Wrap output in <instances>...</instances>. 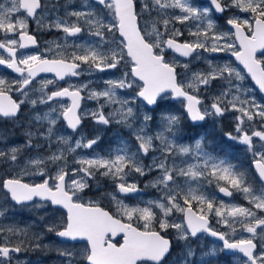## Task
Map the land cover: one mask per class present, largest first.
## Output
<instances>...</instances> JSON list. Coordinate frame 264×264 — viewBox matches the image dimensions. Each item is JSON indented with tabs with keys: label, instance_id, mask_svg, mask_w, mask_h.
I'll return each instance as SVG.
<instances>
[{
	"label": "rangeland",
	"instance_id": "1",
	"mask_svg": "<svg viewBox=\"0 0 264 264\" xmlns=\"http://www.w3.org/2000/svg\"><path fill=\"white\" fill-rule=\"evenodd\" d=\"M15 1L18 0H13ZM75 1L80 3V7L85 6V0H74L70 4L75 5ZM134 1L140 4L142 15H151L149 33L163 52L167 51L163 37L177 40L181 38L198 49L190 60H183L175 54H168L167 60L177 69L182 87L196 91L200 97L209 99L220 107L221 113L217 114L212 104L204 106L210 117L207 128L222 127V118L228 111L235 115L227 119L237 125L244 124L245 120H259V124L249 126L250 133L235 138L231 136L229 139L249 147L250 149L240 150L248 152L245 155L263 159L264 101L260 99L261 96H256V90L245 72L228 56L239 51L234 32L214 15L209 5L198 0ZM220 1L227 10L226 20L240 23L250 34L255 20L264 19V0ZM107 23L110 29L115 25L111 20ZM107 52L112 56L105 54V62H113L117 71L105 76L102 80L103 88L92 91L91 94L96 98L103 97L104 105L108 104L113 108L111 117H117L119 122H123L130 118L133 111L138 114L139 108H143L133 90L139 86L131 75L132 63L126 56L122 41L111 40ZM87 54L88 57L93 56L89 49ZM260 59L264 62V56ZM28 60H34V56ZM41 97L44 98L45 94L39 93L28 102L32 104ZM181 109L180 103L171 106L165 104L164 111L160 114L161 121L155 135L164 141L167 133L161 152L180 158H167L166 167L163 163L153 169L160 173L151 181V188L158 192V195L152 197L130 201L114 190L119 186L131 187V162L137 156L141 158L139 149L134 153L129 152L128 143L124 141L122 147H115L107 153L99 152L96 143L94 145V141L84 132L74 135L60 128V119L55 115L51 116L49 108L43 111L46 121L42 117L29 115L26 124L34 123L37 130L28 127L26 135L24 134L27 137L25 142L11 146L8 154L0 150V169L5 168L8 173L6 178L25 181L31 185L44 182L46 178L56 182L64 173L69 172L68 190L84 191L89 188L88 179H92L94 185H98L100 180L105 184L94 188L93 192L103 190L102 198L91 197L84 201L86 205L103 207L120 220L130 221L137 217L147 225L155 224L163 229L172 227L182 231L181 236L185 237L184 223L179 215L187 204H195L200 215L213 219L233 240H258L261 250L257 256L264 259V192L249 185L241 164L235 166L231 159H211L200 149L199 142L196 143L199 147L192 149V155L187 156L191 148L186 143H179L174 134L184 122ZM245 125L249 124L245 123L243 126ZM144 136L140 138V132H136L137 139L146 149H154V137L149 134ZM6 139L8 136L5 130L0 129V141ZM231 152L234 154L237 150ZM242 156L244 154H241L240 160ZM142 168L140 164L136 173H140ZM2 175L0 172V177ZM222 190L231 192L232 196L229 198L222 195ZM0 191H3L2 187ZM89 192L92 190L89 189ZM7 201L8 204L4 206L7 214L0 216V237L10 236L8 239L19 249L17 255L11 256L14 264H78L81 258L86 259L88 254L86 255L85 247L73 248L56 238L57 233L66 225L61 213L50 212L51 209L43 203L19 209L9 199ZM23 215L35 217L24 219ZM199 243L205 244L204 241ZM25 244L29 246V253L35 259L22 256V253L28 252L21 249ZM32 245L34 249L31 248ZM209 246L210 251L207 249L204 252L202 262L215 259L211 264H221V250L212 244ZM193 256L194 252L191 253V259ZM0 264L4 262L0 260ZM228 264L247 262L233 257Z\"/></svg>",
	"mask_w": 264,
	"mask_h": 264
},
{
	"label": "flooded vegetation",
	"instance_id": "2",
	"mask_svg": "<svg viewBox=\"0 0 264 264\" xmlns=\"http://www.w3.org/2000/svg\"><path fill=\"white\" fill-rule=\"evenodd\" d=\"M73 1L74 0H38V3H35L34 1L23 3L22 0L15 2H13V0L11 2L0 0V94L6 96L5 100L7 104L10 103V108L12 106L11 100H13L20 108L17 117H5L3 114L10 113L11 110L8 111L7 109L0 107V129L5 130L6 135L8 136V139L0 141V150H4L8 154V150L11 146H16L18 143L25 142V139H27L25 136L27 128L36 129L34 123H31L30 125L26 124V121L29 120V115L42 117V119L46 121L47 119L45 118L43 111L46 108H49L51 110V116L55 115L60 119V122H58L60 128L69 134L74 135H79L84 132L91 141H94V145L96 143L99 152L107 153L108 150H112L115 147H122L124 141H127L128 143L127 148L129 152L134 153L139 149L141 152V158L137 156L135 157L134 162H131V187L128 189L133 192L123 194L120 190L121 186L117 188L115 187L114 190L116 189L122 197L130 201L152 197L158 195V192L156 189L151 188V181L160 173L159 170L153 171V169H156V167L163 163H165L164 165L166 167L168 165L167 158H173L174 160L180 158L162 154L161 152L162 145L166 143L167 140V133L163 138L164 141H161V139H158L155 135L156 130L159 127L158 124L161 121L160 114L162 110L164 111L165 104H170L171 106L180 103L182 113L184 114L182 117L184 122L180 126L179 131L174 134H176L175 136H177L179 143H186V145L191 148L187 156L192 155V149L194 150L195 147H199L196 144L199 142L200 149H202L204 154H207L208 157L210 156L211 159H231L235 166L241 164L249 181V185L255 190L264 192V182L257 176L254 167L256 161L261 162L264 167V158L256 159L245 155L248 152L240 150L243 148H250L247 146H241L237 144L236 141L229 139L231 136L235 138L250 133L249 126L259 124V120H255L254 122H248L245 120L244 124L248 123L249 125H237L235 122L227 119L232 118L231 116L235 115L233 112L228 111L227 115L222 118L223 128L221 126L207 128L210 117L208 113H206L204 106L212 104L217 114L221 113L220 107L215 106V104L211 103L209 99L205 100L204 97H200L196 91L185 89L184 87L183 88L187 92L191 93L199 100V109L207 116L205 122L201 124L190 122L186 112V101H175L168 95L159 97L156 100L155 106L149 107L143 99L138 97V94L143 90L144 85L133 75L135 64L132 60H130L132 63V66L130 67L131 75L139 86L135 87L133 90L137 94V98L143 105V108H139L138 114L133 111L130 118H127V120L123 122H119V118L117 117H111V111L113 108L108 104L104 105L105 100L103 97H93L91 92L102 89L104 85L102 81L103 78L112 75L117 71V66L113 62L110 60L109 62H105L104 60L105 54L112 56L107 52L109 50V42L115 39L118 41L121 40L126 53L124 39L119 34V20L116 15L115 3L109 0H105L103 3L94 0H85V6L80 7L78 1H75V5H71L70 3ZM13 8L16 9V11ZM140 9V4L136 3L138 26L142 36L146 42L153 46L155 55L163 56L164 62L168 63L167 55L172 54L168 52L166 48V41L169 37H163L165 40L164 45L167 50L166 52H163L160 46L156 45L155 38L149 33L151 30L149 28L152 19L151 15H142ZM110 16L112 18H109ZM108 20L115 23L112 29L107 27ZM219 20L224 23L227 22L226 18ZM59 23L60 26H58ZM246 32L251 36L253 29L251 34L247 30ZM27 39H30L29 42H33L32 46H28V42H26ZM178 41L184 42L183 39H178ZM88 49L92 51V54H90L93 55L92 57L87 56ZM32 56H34V60H28V58ZM228 56L230 57L229 54ZM263 56L264 55L259 56L258 60L261 61L260 58ZM53 61L69 63L70 74L62 77H57L55 74H43L39 76L34 75L32 78L28 72V69L35 67L42 62L50 64V62ZM261 62L264 65V62ZM16 66H18V68ZM19 69L23 71L22 74L15 72ZM39 93L45 94V97H41L34 103L30 104L28 101ZM256 96L260 97L257 92ZM260 99L263 100L261 97ZM76 107H78L76 114L81 122V126L77 131H72L67 119L70 116L75 115L74 108ZM243 129L245 132H242ZM218 130H220V133H224L225 142L231 144H227L228 146H215V138L217 137L215 132ZM136 132H140V138L145 137L144 135L146 134L153 136L154 149H146V147H144L137 139ZM232 150H237V152L232 154ZM241 154H244L242 160H240ZM140 164H142L143 168L140 170V173H136ZM0 172L3 173L2 177H0V187L3 188V191H0L1 216L7 214L4 209V206L8 204L7 200L9 199V202H12L10 195L4 190L5 182L6 180L17 179L6 178L8 173L5 168H1ZM66 173L70 176L69 172ZM48 179L49 187L54 190L57 186V181L54 182L51 178H46L44 182ZM44 182L35 183L34 185L43 184ZM98 182H100L98 185H94L92 179H88L89 188L86 190H68L69 193L73 195L72 202L88 206L84 202L85 200L91 197L101 199L104 194L103 190L97 192L93 191L94 188H98V186L104 185L105 183L103 184L100 180ZM89 189H91L92 192H89ZM231 196L232 193L230 192L229 198ZM39 204L41 203L35 201L30 205H14L20 209L29 208ZM43 204H46L51 209L50 212L61 213L66 223L65 227L67 226V216L63 210L54 208L50 203ZM188 207H192L197 212L195 204H192V206L191 204H187L183 213L179 215L184 223L186 237L181 236L182 231L172 227L163 229L155 224L147 225L138 220L137 217L130 221H122L131 224L140 231L148 233L157 232L162 237L170 240L171 250L162 264H189L188 262H191L192 264H211V262H215V259H211L209 262L205 263L202 262L204 260V252H207V249L210 251V244L221 250V260L218 259L221 261V264H228V261L233 257L242 258L247 264H264V259L258 258L257 256L258 252L261 250L258 240H233L230 234H227L222 226L209 217L201 215L209 220L208 229L221 234L226 242L255 243L256 250L253 254L254 261L245 258L241 254H226L225 245L222 242H217L211 239L206 232L199 234L197 237L192 236L188 231L184 220L185 210ZM31 212H33V209H31ZM22 217L24 219H29L35 216L26 215L25 217L23 215ZM22 224H24V221H22ZM8 238H10V236H7L6 238L0 237V260L4 262V264H14L11 256L17 255L19 249L16 248L13 245V242ZM122 240V237H118L114 243L120 245ZM200 241H204L205 244L201 245L199 243ZM64 244L70 247L72 246L73 248L83 246L86 248V255H89V249L86 244ZM31 248L34 249V246L32 245ZM21 249L28 251L25 254L22 253V256L24 255L25 257H32L35 259V256L29 253V246L27 244L22 245ZM192 252H194L193 259H191ZM5 255L7 256L5 257ZM88 255L86 259L81 258L80 262L77 263L86 264ZM140 264L152 263L141 262Z\"/></svg>",
	"mask_w": 264,
	"mask_h": 264
},
{
	"label": "water",
	"instance_id": "3",
	"mask_svg": "<svg viewBox=\"0 0 264 264\" xmlns=\"http://www.w3.org/2000/svg\"><path fill=\"white\" fill-rule=\"evenodd\" d=\"M38 0H22L23 3ZM103 3L105 0H94ZM115 3L116 15L119 20V34L126 44V53L133 61V75L143 85V90L138 97L143 99L149 107H154L156 100L164 95H170L173 100H184L187 103L186 112L190 122L201 124L207 120V116L199 109V100L179 85L177 69L164 62L163 56L155 55L151 44L146 42L138 26L136 4L134 0H109ZM207 3L217 18L225 16V8L220 0H200ZM228 27L234 32L235 41L239 51L229 54L235 64L244 70L250 79L254 89L264 99V66L258 60L264 55V19L258 18L253 25V33L249 36L244 27L237 22L227 21ZM32 46L33 42H29ZM168 52L176 54L184 60H190L197 52V48L174 38L166 41ZM18 68V66H16ZM70 64L53 61L50 64L42 62L28 69L33 78L43 74H55L62 77L70 74ZM22 74V70L17 71ZM4 94H0V107L11 110L3 114L5 117H17L20 108L13 101L7 104ZM78 107L74 108V114L67 119L72 131H77L81 122L77 116ZM75 116V117H74ZM257 176L264 182V167L261 162L254 164ZM68 174L65 173L58 181L57 188L49 187V179L43 184L31 186L22 181L7 180L4 190L10 195L15 205L32 204L36 200L42 203H50L54 208L63 210L67 216V226L57 234L62 242L71 244L85 243L89 248V256L86 264H140L150 262L162 264L171 250L170 240L162 237L157 232H143L129 223H126L100 206H85L73 203V195L66 189ZM123 194H129L132 190L122 187ZM221 194L229 196L228 191L222 190ZM185 225L192 236L206 232L208 236L222 242L226 254H241L245 258L254 261L253 254L256 245L253 242L229 243L221 234L208 229L209 220L199 215L192 207H188L184 214ZM122 237V243L116 245L114 241ZM110 238V239H108ZM7 255H5L6 257Z\"/></svg>",
	"mask_w": 264,
	"mask_h": 264
},
{
	"label": "trees",
	"instance_id": "4",
	"mask_svg": "<svg viewBox=\"0 0 264 264\" xmlns=\"http://www.w3.org/2000/svg\"><path fill=\"white\" fill-rule=\"evenodd\" d=\"M180 40H182L181 38H179ZM223 128V127H222ZM215 135L217 136L215 139H216V141H215V146H217V145H220V146H224V145H227V144H231V143H226L225 142V135H224V133H220V130H218L217 132H215ZM228 146V145H227ZM235 146V145H234ZM233 148H235V147H233Z\"/></svg>",
	"mask_w": 264,
	"mask_h": 264
}]
</instances>
